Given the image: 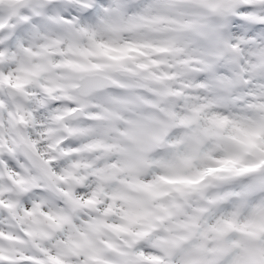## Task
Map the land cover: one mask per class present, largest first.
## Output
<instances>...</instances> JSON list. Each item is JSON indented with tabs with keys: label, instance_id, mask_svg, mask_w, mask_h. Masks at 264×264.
<instances>
[{
	"label": "clouds",
	"instance_id": "clouds-1",
	"mask_svg": "<svg viewBox=\"0 0 264 264\" xmlns=\"http://www.w3.org/2000/svg\"><path fill=\"white\" fill-rule=\"evenodd\" d=\"M0 264H264V0H0Z\"/></svg>",
	"mask_w": 264,
	"mask_h": 264
}]
</instances>
